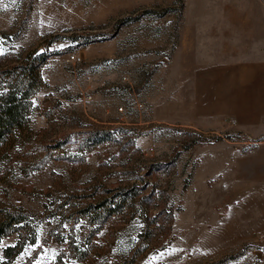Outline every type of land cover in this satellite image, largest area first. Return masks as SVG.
<instances>
[{
  "label": "rangeland",
  "instance_id": "obj_1",
  "mask_svg": "<svg viewBox=\"0 0 264 264\" xmlns=\"http://www.w3.org/2000/svg\"><path fill=\"white\" fill-rule=\"evenodd\" d=\"M174 1L0 0V56H49L34 142L0 155V207L39 221L36 242L12 264H115L145 231L152 237L136 264H264V70L248 63L264 57V0H185L180 20L148 15L116 27ZM225 34L233 41L221 42ZM96 129L116 141L81 149ZM64 139V150L52 149ZM134 181L149 203L110 219L91 258L76 260L67 242L80 244L90 227L63 215L97 184ZM17 240L2 239L0 258Z\"/></svg>",
  "mask_w": 264,
  "mask_h": 264
},
{
  "label": "trees",
  "instance_id": "obj_2",
  "mask_svg": "<svg viewBox=\"0 0 264 264\" xmlns=\"http://www.w3.org/2000/svg\"><path fill=\"white\" fill-rule=\"evenodd\" d=\"M185 8V0H175L174 5L162 10L147 9L136 16L125 17L118 21L116 27H124L141 20L143 17L153 15L164 17L173 14L180 20ZM82 40V44H89L93 40L89 37H77L75 40ZM55 39H50L52 44ZM47 51V50H46ZM49 56L47 52H28L22 60L8 63L6 57L0 56V155L8 157L16 148H23L34 142V132L31 128V115L34 111V98L38 91L46 83L42 75V69L47 63ZM82 138L79 144L83 150H92L107 142L116 141L114 132L109 130H92ZM202 140H195L185 145L186 149L198 144ZM67 140L58 141L52 145V149L64 150ZM55 156V155H54ZM56 158V157H55ZM139 177L138 179H140ZM145 188L137 181L120 185L113 189L105 188L102 184L95 185L89 199L87 196H79L82 200L81 207L75 209L67 217V220H78L83 218V224L89 232L82 235L81 243L77 244L74 236L67 242L68 249L72 256L80 261L86 262L91 258L93 240L95 234L108 223L113 217L125 214L126 209L136 210L137 207L144 206L150 198L144 195ZM77 195L68 197L67 203ZM149 203V202H148ZM133 212V211H132ZM39 221L27 210L15 208L13 206L0 207V242L2 239L18 234V240L13 245H8L3 250V258L0 264H12L15 258L22 253L28 244H34L37 240L36 226ZM150 231L139 235V242L132 250L131 254L121 262L115 264H136L146 251V245L152 237ZM68 237V236H67ZM49 239L57 242H66L63 235L51 233ZM233 258V257H230ZM57 264H66L60 258Z\"/></svg>",
  "mask_w": 264,
  "mask_h": 264
},
{
  "label": "crops",
  "instance_id": "obj_3",
  "mask_svg": "<svg viewBox=\"0 0 264 264\" xmlns=\"http://www.w3.org/2000/svg\"><path fill=\"white\" fill-rule=\"evenodd\" d=\"M246 27V26H245ZM243 27V28H245ZM248 27V26H247ZM248 30V29H247ZM244 31V30H243ZM248 36V35H247ZM238 37H244V35L242 34L241 36ZM221 42H227V41H233V36L232 35H222L221 38L219 39ZM228 57V56H227ZM233 62V61H231ZM230 63V62H229ZM248 63L251 64V66L253 67L254 65H257V67H259V69L264 70V57H258L257 59H254L253 61H248Z\"/></svg>",
  "mask_w": 264,
  "mask_h": 264
},
{
  "label": "built area",
  "instance_id": "obj_4",
  "mask_svg": "<svg viewBox=\"0 0 264 264\" xmlns=\"http://www.w3.org/2000/svg\"><path fill=\"white\" fill-rule=\"evenodd\" d=\"M56 46H57V43L56 42L52 43V47H56ZM69 56H70V59L73 62H80L81 61V57L76 52L69 53Z\"/></svg>",
  "mask_w": 264,
  "mask_h": 264
}]
</instances>
